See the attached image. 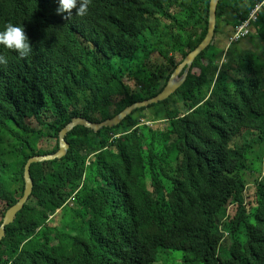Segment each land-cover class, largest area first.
<instances>
[{"label": "trees", "instance_id": "16d2710c", "mask_svg": "<svg viewBox=\"0 0 264 264\" xmlns=\"http://www.w3.org/2000/svg\"><path fill=\"white\" fill-rule=\"evenodd\" d=\"M211 1L92 0L64 20L59 0H0V31L24 26L32 44L24 58L0 45V225L27 160L54 154L71 120L100 124L162 92L204 41ZM263 1L221 0L215 36L222 23L231 40ZM254 29L264 45V10ZM212 44L168 100L75 127L63 158L30 166L0 264H264V48ZM64 210L75 216L58 227Z\"/></svg>", "mask_w": 264, "mask_h": 264}, {"label": "water", "instance_id": "95a60500", "mask_svg": "<svg viewBox=\"0 0 264 264\" xmlns=\"http://www.w3.org/2000/svg\"><path fill=\"white\" fill-rule=\"evenodd\" d=\"M221 0H212L209 7V18H208V31L204 41L201 45L191 53L184 62L177 68V70L170 76L167 85L162 90V92L157 95L155 98L142 102V103H134L125 109H123L120 113L115 115L114 117L107 119L103 123L100 124H91L84 119H73L71 122L63 127L57 135L58 140V150L51 155L46 156H35L27 160L23 169V193L21 198L17 201L15 205L10 207L2 220L0 225V241L5 235L4 229L6 226L11 224L16 216V214L23 208L24 204L27 202L28 198L32 193V180L30 178L29 168L32 164L43 163L53 160H58L63 158L68 151V144L65 141V137L68 133H70L75 127H83L96 133L103 128L107 127H116L118 126L125 118L130 116L134 111H139L146 109L148 107L160 104L168 100L174 93L183 85L187 75L189 74L192 66L194 65L197 58L206 51L212 44V41L215 37V32L217 28V8ZM180 77V78H178Z\"/></svg>", "mask_w": 264, "mask_h": 264}, {"label": "clouds", "instance_id": "9594fccd", "mask_svg": "<svg viewBox=\"0 0 264 264\" xmlns=\"http://www.w3.org/2000/svg\"><path fill=\"white\" fill-rule=\"evenodd\" d=\"M92 0H59L57 14H61L64 20H69L73 15V10L77 16H86ZM255 32V29H254ZM0 45L19 54L21 58L27 57L32 52V44L26 33L25 27L15 25L11 22L5 25L0 31ZM5 56L0 55V65L7 64Z\"/></svg>", "mask_w": 264, "mask_h": 264}, {"label": "rangeland", "instance_id": "374dc122", "mask_svg": "<svg viewBox=\"0 0 264 264\" xmlns=\"http://www.w3.org/2000/svg\"><path fill=\"white\" fill-rule=\"evenodd\" d=\"M219 26H220L219 34L214 37L213 44H212L215 47V49L212 51L217 52L218 56L221 55V53L223 51L230 50L231 48L232 49L230 50V53L232 55H234L235 57H237L240 54V52H243L246 50H249L252 52H257L258 55L263 54L261 49L264 48L263 47L264 45L262 43L256 42V40L254 38H249V39L239 43L238 45L231 47L230 40H228V38L225 37V29H229V28H226L225 25L222 23H220ZM254 35H255V33H254ZM254 35L252 37H254ZM181 38H183L182 35H181ZM176 39H178L179 42L181 41L179 37H176ZM225 57H226V60H225ZM225 57H224V55L222 56V58L220 57L219 63L221 65H223L224 62H226L228 60L227 55ZM261 59H263L262 55H261ZM140 70H141V68L139 69V71ZM193 73L197 74L198 72L196 70H194ZM178 78H180V77H178ZM148 116H149V113L146 115V117H148ZM141 125H147V123L141 122ZM148 127H149V125H148ZM154 127L160 128V126H154ZM258 167H259V164H258ZM73 216H75L74 212H72L71 210H64L63 212L57 213V215L55 216L56 217L55 221H54V218L52 219V221L54 222V224H56V225H58V227H60V226L69 224V220ZM49 219H51V218H49ZM64 230H66L65 227H63L62 231H64ZM173 253L174 252L164 251L163 255L166 257L167 255L173 254ZM170 264H177V263L171 262Z\"/></svg>", "mask_w": 264, "mask_h": 264}, {"label": "built area", "instance_id": "2783aa9c", "mask_svg": "<svg viewBox=\"0 0 264 264\" xmlns=\"http://www.w3.org/2000/svg\"><path fill=\"white\" fill-rule=\"evenodd\" d=\"M260 8H256L248 17L247 20L243 21L231 39L232 44L239 43L245 39H248L254 32V25L258 22V16Z\"/></svg>", "mask_w": 264, "mask_h": 264}, {"label": "bare ground", "instance_id": "6f19581e", "mask_svg": "<svg viewBox=\"0 0 264 264\" xmlns=\"http://www.w3.org/2000/svg\"><path fill=\"white\" fill-rule=\"evenodd\" d=\"M257 8H260V13H259V16H258V20H259L260 15H261V13H262L263 10H264V1H263L262 3H260V4L258 5ZM252 12H253V11H252ZM248 17H249V16H248ZM247 19H248V18H247ZM247 19H246V20H247ZM255 25H256V24H255ZM255 25H254V26H255ZM254 33H255V32H253L252 35H254ZM250 36H251V35H250ZM249 38H250V37H249ZM249 38H248V39H249ZM213 40H214V39H213ZM245 40H247V39H245ZM230 41H231V40H230ZM243 41H244V40H243ZM212 42H213V41H212ZM241 42H242V41H241ZM241 42H239V43H241ZM239 43H236V44H239ZM230 45H235V44H232V43H231Z\"/></svg>", "mask_w": 264, "mask_h": 264}]
</instances>
